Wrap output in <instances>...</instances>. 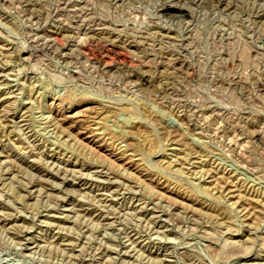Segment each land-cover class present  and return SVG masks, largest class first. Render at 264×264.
I'll return each instance as SVG.
<instances>
[{"label":"rangeland","instance_id":"obj_1","mask_svg":"<svg viewBox=\"0 0 264 264\" xmlns=\"http://www.w3.org/2000/svg\"><path fill=\"white\" fill-rule=\"evenodd\" d=\"M0 264H264V0H0Z\"/></svg>","mask_w":264,"mask_h":264}]
</instances>
